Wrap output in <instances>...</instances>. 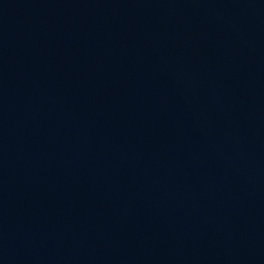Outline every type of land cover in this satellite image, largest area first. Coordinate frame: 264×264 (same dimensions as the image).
<instances>
[{
  "label": "water",
  "instance_id": "95a60500",
  "mask_svg": "<svg viewBox=\"0 0 264 264\" xmlns=\"http://www.w3.org/2000/svg\"><path fill=\"white\" fill-rule=\"evenodd\" d=\"M0 264H264V0H0Z\"/></svg>",
  "mask_w": 264,
  "mask_h": 264
}]
</instances>
